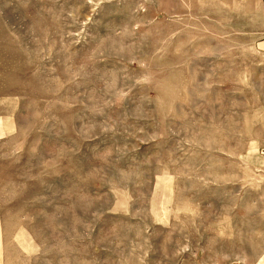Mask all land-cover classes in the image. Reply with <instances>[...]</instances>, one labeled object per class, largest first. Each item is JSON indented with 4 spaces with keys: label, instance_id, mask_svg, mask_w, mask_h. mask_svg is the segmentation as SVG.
Instances as JSON below:
<instances>
[{
    "label": "rangeland",
    "instance_id": "rangeland-1",
    "mask_svg": "<svg viewBox=\"0 0 264 264\" xmlns=\"http://www.w3.org/2000/svg\"><path fill=\"white\" fill-rule=\"evenodd\" d=\"M261 24L260 0H0V264H264Z\"/></svg>",
    "mask_w": 264,
    "mask_h": 264
},
{
    "label": "crops",
    "instance_id": "crops-1",
    "mask_svg": "<svg viewBox=\"0 0 264 264\" xmlns=\"http://www.w3.org/2000/svg\"><path fill=\"white\" fill-rule=\"evenodd\" d=\"M261 5V28L259 30V36L261 37V45L264 46V0H260ZM263 51H264V47Z\"/></svg>",
    "mask_w": 264,
    "mask_h": 264
},
{
    "label": "bare ground",
    "instance_id": "bare-ground-1",
    "mask_svg": "<svg viewBox=\"0 0 264 264\" xmlns=\"http://www.w3.org/2000/svg\"><path fill=\"white\" fill-rule=\"evenodd\" d=\"M165 180V179H164ZM163 213V212H162ZM21 238H22V242H23V244L25 245V246H27V238H26V236L25 235H22L21 236ZM31 244H29V246H30ZM0 252H1V245H0Z\"/></svg>",
    "mask_w": 264,
    "mask_h": 264
}]
</instances>
